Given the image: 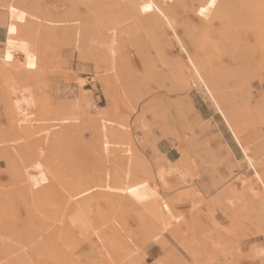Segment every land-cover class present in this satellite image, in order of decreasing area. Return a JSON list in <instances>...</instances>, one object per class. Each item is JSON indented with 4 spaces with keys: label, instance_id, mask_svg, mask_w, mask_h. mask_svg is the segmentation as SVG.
<instances>
[{
    "label": "rangeland",
    "instance_id": "374dc122",
    "mask_svg": "<svg viewBox=\"0 0 264 264\" xmlns=\"http://www.w3.org/2000/svg\"><path fill=\"white\" fill-rule=\"evenodd\" d=\"M209 2L210 0H203L204 8H208ZM67 3V0H24V3L18 9L20 12L24 8L30 11L28 13L29 21L33 22V24L32 26L29 25L26 33L29 38L25 39V41L15 40L11 47L7 44L4 45L5 54L0 55V76L2 80L4 78L6 80L1 89L2 94L10 102H13L12 106H17V108H13V113L19 117L18 120L8 123L6 122V111L2 113V107L0 109V121H5L4 125L0 122V130L4 136H8V147L11 148L13 162L11 168L7 164L8 161L0 157V159H4L5 164L4 170L0 169V264H69L68 255L83 250L86 247L85 244L93 245L97 240L104 238L111 243L114 233L121 236L127 234L123 238L127 246L130 247V250L139 253L142 257L141 264H148L156 260L155 258L157 257H161V259L164 257V251L159 246H156V250L153 249L151 256H147L144 250L147 246L155 245L154 239L147 237V229L143 228L149 224V220L151 222V215L150 217L147 215L144 219H142L143 217L139 218L135 210L130 206H126L127 204L124 200L120 199V194L118 195L117 193L119 191L117 190L116 192L115 190V188L118 189V179L125 176L129 170L120 159L121 153L119 154L122 151H120L122 145L131 146L129 140L127 141L126 139L127 135L122 136V128L124 127L123 131L126 133L130 129L133 135L135 150L140 157V162L132 170L133 178L136 181L135 183L140 186L142 192L148 197V204H151L148 206L151 209L150 211L156 207L154 211L157 213L159 207L161 208L162 206V197H167L166 195L168 194H179V199L174 202L175 209L185 216L186 221H189L188 206L192 199L189 190L195 189V194L201 197V195H206L211 187L205 185L203 186L204 190L201 191L198 189L197 182L189 186L188 182L179 181L173 174L168 173L172 169V163L167 164L165 161L157 165V167L154 166L156 165L154 164L156 155L151 147L152 143L165 140L169 146L171 145L178 151V154L182 153L190 157L198 172L197 179L200 177L199 164L204 168L205 175L207 174L208 162L212 167L222 165V161L216 160L215 163H212L211 160L208 161L206 159L208 156H212L213 153L210 146H214L216 150H219L220 147L227 155H231L232 149L227 143H222L221 145L219 143L210 144V141L205 140V138L200 139L207 132L205 128L211 124L205 125L196 121L192 111H188L184 104L177 103L178 96L174 93L170 92L168 97H166L170 85L168 80L165 78L160 79L158 75L153 76L155 72L152 71L151 75L136 74L135 72L138 73L141 64L136 53L129 45L124 46V49H122L128 55L125 61L128 62L126 66L129 64L128 66L132 70H136L132 74L130 73L132 78L129 74L126 75L128 80L133 79L130 80L132 81L130 83H135L143 96L136 105L124 103H119L118 105V118L120 117L127 125V128H125L126 125L118 127L117 124V127L120 128L118 130H121L119 136L122 132L121 141L126 137L122 142L118 140L120 138L117 136V122H110L109 119L101 120L96 125V128H99L96 129V138L86 141L83 139L84 136H89L90 134L84 131L86 118L80 112L76 114L82 115L81 117L70 112L62 117L61 114L55 115L56 112L54 113V110L51 111L50 108H46V111L45 109L40 111L38 106H35L27 99L25 92L21 88L11 83V77L17 68L26 69L30 73L52 68L57 69V71H64L69 68V61L67 62L69 57L72 62L78 60L77 49L70 44L68 36L64 33L65 30L61 27L54 30L55 33L49 30L50 35L51 33L59 35L58 29L60 32L61 30L63 31L60 33V38L57 36L59 41H55V44L48 33L43 35L41 31L44 23L52 24L55 17L64 13ZM121 3V0H107V5L116 10V16L121 14L119 13V4ZM200 3L202 4L201 1ZM200 3L199 1H194L192 5L191 13L193 17L189 18H193L194 24L195 22L198 24L200 22L198 20L200 16L197 14L200 10L198 9ZM77 11L83 16L85 12L84 6L79 4ZM203 16L204 21L203 23L200 22L202 27L200 24L199 26L201 28L206 27L205 35L207 33L213 39L212 41L209 35L206 38L207 41L210 40L211 42L208 41L205 46L206 53H209H207V56L209 55V63L214 68L221 64H230L228 66H232L236 71V75L227 78V87L235 88L236 83L241 81L245 89L259 92L264 98V89L258 91L250 83L255 79H259L261 86L264 81V0H215L214 6L208 8V11ZM60 25L63 28L67 26L63 22ZM102 33L104 34L105 32L97 33L99 38ZM181 35L184 38L183 32H181ZM218 38L222 39V41L224 40L223 42L221 41L223 43L222 47ZM210 44L212 46L215 44L217 48L215 46L210 47ZM167 52L171 56L177 53L172 46L167 47ZM9 55H11L12 59L8 62L7 57ZM65 57L68 59H65ZM30 61L34 63L35 67H29ZM62 61H66L68 64L66 65ZM132 70L129 72H132ZM62 73L60 75L64 76L65 74ZM236 76L239 79L238 81ZM87 77L88 79L84 78L83 87L86 84L84 92L95 99L94 110L96 107H105L100 79L94 73H90ZM259 101V108L260 105L262 107L260 111L258 109V113L254 117L253 123L255 127L259 123L264 125V99H259ZM146 103L147 105L143 107ZM146 107L148 110L145 113V119L141 113ZM47 109H50L53 115ZM59 116H61L60 119ZM22 117H26L24 120H27L28 126H23ZM44 119L47 125L43 123ZM39 120L42 121L44 129H39ZM17 121L19 122L18 124L15 123ZM161 124L169 127L170 130L167 136L162 135L159 128ZM44 126L47 127L45 128ZM50 126V131L54 128L55 133L53 131H51L53 133L46 131L48 135L45 132L43 133L45 129L49 130ZM40 127H42V124ZM93 127L95 128V126ZM257 130L259 131L258 140L264 139V130ZM38 131H42L41 134ZM38 133L40 138L43 134L44 137L46 134L52 138L48 140L43 138L47 143L41 142L43 140L39 139ZM98 133L99 136H97ZM47 136L46 139L48 138ZM135 136H140V140L142 139L143 141L138 143L139 139H135ZM152 136L154 140H152ZM189 137L194 138V142L190 146L187 141ZM94 139H96L95 142ZM255 145L260 153V165L264 169V160L261 159L264 157V140L255 143ZM139 146H141V150ZM42 151L44 153H41ZM141 151L149 153V155L146 156ZM195 158H198V160H195ZM142 159L146 163L152 164V168L149 171L144 166ZM42 160H44L43 163H41ZM240 160H242L241 157ZM45 162H48L49 168H47L48 166L46 167L47 163ZM238 162L239 160L234 162V165L238 164ZM39 163L41 165L44 164V168L48 170L43 169V167L39 168ZM35 164L37 167H35ZM150 171L153 172L150 173ZM112 183L115 184L113 188ZM73 189L76 191L73 198H77L80 195L79 191L81 194L84 191V193L92 195L95 208L98 206L103 211V222L105 221L104 224L108 225L103 228L98 227V229L88 235L83 233V230L77 226L75 219L76 208L74 207L76 205H73L75 202H71L70 198L72 196L71 192L74 191ZM112 189L115 191H111ZM113 192L116 193L114 194ZM178 196L175 195L174 197ZM120 203L122 206L119 205ZM102 219L99 221L98 218V221L101 222ZM141 219L142 223L145 224L144 226L141 223ZM190 225L189 223L188 226H179V230L183 232L184 237L189 236L187 227H190ZM245 234L236 235L235 233L232 236V240L239 243ZM98 247L100 248V246ZM249 247H247L246 252L240 250V255L231 264H241L242 259L252 258ZM64 259L67 260L65 261ZM157 264L183 263L175 257H165ZM211 264L227 263L223 258H216Z\"/></svg>",
    "mask_w": 264,
    "mask_h": 264
},
{
    "label": "bare ground",
    "instance_id": "6f19581e",
    "mask_svg": "<svg viewBox=\"0 0 264 264\" xmlns=\"http://www.w3.org/2000/svg\"><path fill=\"white\" fill-rule=\"evenodd\" d=\"M67 1L64 13L55 17L52 24L44 23L41 31L43 35H46L47 33L49 34V30L55 33L54 30L59 27L65 30L64 33L68 36L70 44L74 45L77 49L78 60L74 61L73 68L64 71H57V69L52 68L34 73H30L26 69L17 68L11 77V83L21 88L25 92L27 99L35 106H38L40 111H43L41 109H45L46 111V108H50L51 111L54 110L53 112H56L55 115L61 114L62 117L64 114L68 115L69 112L74 114L80 112L86 118V124H84L86 127L83 130L90 134L89 136L82 135L84 136L82 138L89 141L94 137L96 138V129L98 128H96V125L101 120L109 119L110 122H117L116 127L117 124L118 127L125 126L126 123L120 117L118 118L117 115L119 103L136 105L143 96L135 83H130L132 82L130 80L133 79L128 80L126 75H130V73L132 74L136 70H132L128 66L129 64L126 66L128 62L125 61L128 55L122 49H124V46L129 45L136 53L141 64L138 73H135L145 76L151 75L152 71L155 72L153 76L158 75L160 79L165 78L168 80L170 85L166 97H168L170 92L174 93L178 96L177 103L184 104L188 111H192L196 121L205 125L210 123L215 128V134L222 137V132L219 128L220 123L228 132L230 139L237 148L245 164L246 173L250 172L251 174L250 176L243 174L238 178V184L228 177L220 175L217 177L212 176L210 190L207 191L206 195H201V197L195 194V189H190L189 192L192 195V199L188 206L189 221H186L185 216L175 209L174 202L179 199V194H168L166 195L167 197H162V206L161 208L159 207L157 213L154 211L156 207L150 211L151 209L148 206L151 204H148V197L142 192L140 186L135 183L136 181L133 178L132 170L140 162V157L135 150L134 138L130 129L126 133L123 131L124 127L122 126L123 135L122 132L121 135H127V138L124 137L123 140L125 138L127 141L129 140L131 146L127 147V144H124L126 146L124 148L122 143V148L120 149L122 151L119 154L121 153L120 159L129 170L125 176L118 179V189L115 188V190L116 192L117 190L119 191L117 193L118 195L120 194V199L124 200L127 204H125L126 206L132 207L139 218L143 217L142 219H144L147 215L149 217L151 215V222L148 219L149 226L143 224L141 219V223L143 226L145 225L142 227L147 229V237L153 238L155 245L161 247L160 249L164 251V257L162 259L161 257H157L155 258L156 260L153 259L154 261L148 264L160 263L165 257H175L183 264H211L216 258H223L227 264H231L240 255L239 243L232 240V236L235 233L236 235L246 233L249 231L250 225L254 227L252 233L259 235L260 240L258 248H254L251 245L249 252L252 258L264 264V255H262L264 253V169L260 165V153L255 145V141L259 137V131L253 123L254 117H256L255 114L258 113L259 103L253 101L255 92L245 89L241 81L236 83L235 88L227 87V78L236 75V71L232 66L221 64L217 68H214L209 63V55L207 56L208 52L206 53L205 48L207 42H210V40L207 41L206 39L209 34L206 33L205 35L206 27L201 28L202 24H200V22L203 23L204 16L200 14L199 10L197 14L201 18H198L201 27L197 22L194 24L193 18L190 19L193 17L191 12L194 1L202 2L198 8L201 9L204 8L203 0H121L122 3L119 4V13L121 14L118 16H116V10L107 5V0H101L102 2H98L100 0ZM23 3L24 0H0V24L5 25L7 21L9 23V29L5 34L7 45H9V40L13 44L15 40L25 41V39L29 38L26 33L29 25L32 26L33 22L29 21V10L24 8L21 12L19 11L18 7ZM79 4L84 6L85 15L83 14V16L77 11ZM149 4L152 5V8L145 12L143 9L145 5ZM13 7L17 10L15 17L11 11ZM19 13H23V16L21 17ZM61 22L66 23L67 26L63 28L60 25ZM12 28H15V32L10 31ZM59 29V35L57 32V35L49 34L54 44L55 41H59L60 33L63 32L62 30L60 32ZM101 32L105 33H102L99 38L97 33L100 34ZM181 32L184 33V38ZM57 36L59 37L57 38ZM211 40L213 41V39ZM221 41L222 39L219 40V42ZM222 42L221 47L223 45ZM224 45L226 46V43ZM170 46L175 49L176 55L171 56L168 54L167 47ZM211 46L212 44H210ZM214 46L217 48L215 44L212 47ZM65 59L68 58L65 57ZM7 61L9 62V59ZM68 61L71 64L70 58ZM62 62L66 63V61ZM131 70L132 72H129ZM61 72L65 75H60ZM82 72H85L87 75L94 73L100 79L105 107H96L94 110L95 99L84 92L83 83L85 80L84 76L80 75ZM236 80L238 81L239 79L237 78ZM5 81L4 78L0 85V97L3 100L7 113V121L8 123H12L18 120L19 117L13 113V108H17V106L15 104L16 107L12 106L13 102H10L2 94L1 89ZM197 97L205 101L208 107L217 114V121H211V119L205 120L199 116L194 107V101ZM259 99L263 100L264 98L260 95ZM145 105L147 103L143 107ZM50 109L47 110L50 111ZM147 110L146 107L141 113L145 119ZM51 114L53 115V113ZM77 116L80 115L78 114ZM25 118H23L24 127L28 126L27 120H24ZM40 122L39 124H42V127L39 125V129H42L45 119L43 123L42 121ZM15 123L18 124L19 122ZM118 127L116 128L117 130L120 129ZM125 128H127V125ZM159 128L162 135L167 136L170 130L169 127L161 124ZM48 129H45L43 133L49 132L51 126ZM53 129L51 131L54 132ZM120 131L118 130L117 136H119ZM41 132L39 133L41 134ZM115 132L117 133V131ZM39 133V139L43 140L44 138V140H48L52 138L47 136L48 133L47 135L45 134V137L42 133L43 135L40 138ZM46 136L48 137L47 139ZM49 136L51 135L49 134ZM97 136H99V133ZM7 137L0 130V157L5 158L8 161V166L12 168V151L8 147L9 140ZM44 140L40 141L47 143ZM118 140L121 141V138ZM152 140H154L153 136ZM161 141L154 142L151 146L156 155L154 161L156 165L154 166L157 167V165L165 161L167 164L172 163V169L168 173L173 174L183 183L188 182L189 186L194 185L198 172L193 160L182 153L178 154V159L176 160L167 158L165 150L169 144L165 140ZM187 141L190 146L193 144L194 138L189 137ZM44 152L42 151L41 153ZM41 163H39L40 165L37 164L40 166L39 168L43 167V169H46L44 168L45 165H41ZM45 163H47V167L49 164L48 162ZM151 165V163L144 161V166L148 171L152 168ZM35 167H37L36 164ZM152 172L150 171V173ZM114 185H112V188ZM132 189L136 190L135 194L131 191ZM75 192V190L71 192L72 196L70 195V198L71 202L76 203L77 201L76 204H72L76 205L74 207L76 208L75 219L77 226L83 230V233L88 235L98 229V227L103 228L105 225H108L104 224L105 221L103 222V211L98 206L95 208L92 195L84 193V191L81 194L79 191L80 195L77 198H73ZM116 192L113 193L115 194ZM175 195L178 197L175 198ZM121 203L119 204L120 206H122ZM216 205L221 207V211L226 216L228 220L227 226H219L212 219ZM98 218L99 221L101 219L102 221L99 222ZM189 223L191 224L190 227H187L189 236L184 237L183 232L179 230V226H188ZM126 236L127 234L121 236L114 233L111 243L104 238L99 241L97 240L93 245L85 244L86 247L83 250L74 252L72 253L73 255H68L69 264H141L142 257L138 252L130 250V247L127 246L126 241L123 239Z\"/></svg>",
    "mask_w": 264,
    "mask_h": 264
},
{
    "label": "crops",
    "instance_id": "0c3cea01",
    "mask_svg": "<svg viewBox=\"0 0 264 264\" xmlns=\"http://www.w3.org/2000/svg\"><path fill=\"white\" fill-rule=\"evenodd\" d=\"M8 29H9L8 21H7V23L5 25H1L0 24V55H4L5 54L4 53V45H6V43H5L6 35L5 34L8 31ZM70 62H71V64L69 63V68L72 69L74 64H75V62H72V61H70ZM227 63H229V62L227 61ZM228 65H230V64H228ZM80 75H82V76H84V78L86 77L88 79L87 74L85 72L80 73ZM263 80H264V77H263ZM0 81H1L0 82V85H1L2 84L1 78H0ZM250 83L255 88H257L258 91L264 89V81H263V85H261V86L259 84V79H255V80L251 81ZM84 85L86 86V84H84ZM84 89H86V88H84ZM259 96H260V93L259 92H255L254 98H253V101H256L255 103L260 102L258 100ZM194 102H195L194 103V107L196 108V110H197V112H198V114H199V116L201 118H203L205 120H210L211 119V121H217L218 120L217 114L215 112H213L208 107L207 103L205 101H203L200 97H197ZM3 104H4L3 101L0 99V109L2 107V109H1L2 113L4 111H6ZM195 104L196 105L198 104V105L196 106ZM261 107L262 106L260 105L259 111H260ZM256 115H257V113L255 114V116ZM0 122L3 125L5 124L4 120L0 121ZM6 122H8L7 119H6ZM203 128H205V127H203ZM219 128L221 129L222 137H218L215 134V132H214L215 128L212 125H210L207 128H205L207 130V132H205L206 133L205 136H203L200 139L205 138V140L210 141L209 142L210 144L219 143V145H221L222 143H227L229 145V147L232 149V153H231V155H227L226 152L224 150H222L220 147H219V150H216V148L214 146H210V148L213 150V153H212V156H208L206 159L208 161L211 160L212 163H215L216 160L222 161V165H220L219 167H216V166L212 167V165L208 162L209 165L207 166V169H206L207 170V174L205 175V173L203 171L204 168H202L200 166V164H199V175H200V177L196 180V182H197L198 189L201 190V191L204 190L203 186H205V185L207 187L210 186L211 176H213V177L216 176L217 177V176L220 175V176H223V177H228L229 179L231 178V180L234 183L238 184V182H239L238 178H240L243 174L246 175V176H250L251 175L250 172L246 173L247 170H246L245 164H244V162L242 160H240V154H239L237 148L235 147L234 143L230 139V136H229L228 132L222 127V125L220 123H219ZM256 128L259 129V130L260 129L264 130V125L259 123V124H257ZM135 139H139V141H137L138 143L143 141L142 139L140 140V136H135ZM263 140L264 139H262V140L259 139V140L255 141V143H258V142L263 141ZM139 148L141 150V146H139ZM141 152L144 155H146V156L149 155V153H146V152H143V151H141ZM165 155H166L167 158H169L171 160L178 159V151L174 147H172L171 145L168 146L167 149L165 150ZM261 159L264 160V157H262ZM195 160H198V158H195ZM237 160H239L238 164L234 165V162H236ZM4 168H5L4 159L1 158L0 159V169L4 170ZM210 193H211V191H210ZM221 210L222 209H221L220 206H215L214 211H213V215H212V219L216 222L217 225L224 227V226L228 225V220H227L226 216L223 214V212ZM216 215H218V216L216 217ZM253 230H254V227L252 225H250L249 226V231L246 232L245 236L241 238V241L239 242V244H240L239 248H240V250L242 252H246L247 251V247H249L251 245L254 248H258L257 246H259L260 238H259V235H254L252 233ZM153 249L156 250V245H151V246L145 247L144 250H145L146 255L147 256H151L152 252H153ZM241 264H263V263L260 262V261H256V260H254L252 258H248L247 257V258H244V259L241 260Z\"/></svg>",
    "mask_w": 264,
    "mask_h": 264
},
{
    "label": "snow or ice",
    "instance_id": "6c2138e0",
    "mask_svg": "<svg viewBox=\"0 0 264 264\" xmlns=\"http://www.w3.org/2000/svg\"><path fill=\"white\" fill-rule=\"evenodd\" d=\"M214 3H215V0H210V2H209V4H208V8H212V7L214 6ZM151 8H152V5L149 4V5H145V7H144L143 10H144L145 12H147V11L151 10ZM208 8H201V9H200V14H201L202 16L205 15L206 12L208 11ZM11 11H12L13 16L15 17V16L17 15V10H16V8L13 7V8L11 9ZM19 15L22 17V16H23V13H19ZM10 31L15 32V28L10 29ZM11 46H12V41L9 40V47H11ZM7 59L11 60V59H12L11 55H9V56L7 57ZM29 67H35L34 63H32V62L30 61V63H29ZM145 187H146V185H145ZM131 191L133 192V194H135V192H136L135 189H132ZM262 255H264V253H262Z\"/></svg>",
    "mask_w": 264,
    "mask_h": 264
}]
</instances>
